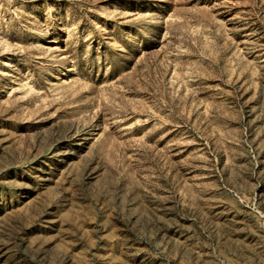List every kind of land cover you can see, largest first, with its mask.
Instances as JSON below:
<instances>
[{
    "label": "rangeland",
    "instance_id": "rangeland-1",
    "mask_svg": "<svg viewBox=\"0 0 264 264\" xmlns=\"http://www.w3.org/2000/svg\"><path fill=\"white\" fill-rule=\"evenodd\" d=\"M0 264H264V0H0Z\"/></svg>",
    "mask_w": 264,
    "mask_h": 264
},
{
    "label": "bare ground",
    "instance_id": "bare-ground-1",
    "mask_svg": "<svg viewBox=\"0 0 264 264\" xmlns=\"http://www.w3.org/2000/svg\"><path fill=\"white\" fill-rule=\"evenodd\" d=\"M4 63V62H3ZM5 65L8 64L7 62L4 63Z\"/></svg>",
    "mask_w": 264,
    "mask_h": 264
}]
</instances>
